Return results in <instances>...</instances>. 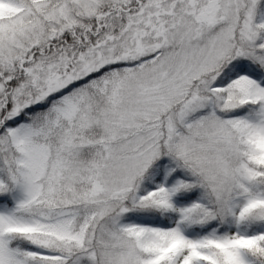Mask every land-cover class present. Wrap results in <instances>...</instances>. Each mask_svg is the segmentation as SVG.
<instances>
[{
	"label": "snow or ice",
	"instance_id": "1",
	"mask_svg": "<svg viewBox=\"0 0 264 264\" xmlns=\"http://www.w3.org/2000/svg\"><path fill=\"white\" fill-rule=\"evenodd\" d=\"M0 264H264V0H0Z\"/></svg>",
	"mask_w": 264,
	"mask_h": 264
}]
</instances>
